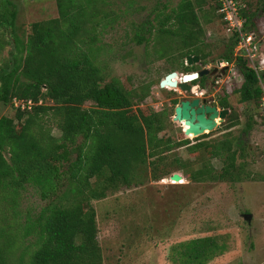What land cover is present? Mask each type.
Masks as SVG:
<instances>
[{"label": "trees", "instance_id": "16d2710c", "mask_svg": "<svg viewBox=\"0 0 264 264\" xmlns=\"http://www.w3.org/2000/svg\"><path fill=\"white\" fill-rule=\"evenodd\" d=\"M213 1L211 13L205 9L206 0H181L166 14L155 8L153 19L135 30L133 40L141 44L168 36V43L172 39L182 46L181 64L188 71H198L185 64V58L199 55L207 59L201 19L208 21L216 14L219 4ZM245 4L241 10L245 27L256 30L258 13H264V0H258L255 12L249 10L248 2ZM57 6L59 16L32 23L26 39L13 31L15 52L0 69V101L4 105L11 102L14 106L15 99L48 98L55 103L26 110L15 107L14 117L0 118V207L4 208L0 213L5 214L7 209L19 213L17 197L28 184L48 199L36 217L28 214L16 231L0 225V264H104L93 200L131 184L149 157L172 148L171 142L166 145L160 137L170 113L165 109L145 114L133 109V97L144 100L150 86L141 92L128 90L117 77L108 80L100 64L98 27L104 20H114L107 2L57 0ZM11 15L9 25L14 30L16 12ZM235 42V37L229 39L220 58L233 59ZM163 49L168 50V45ZM238 67L244 77L238 89L240 100L254 101L261 118L262 90L257 75L240 57ZM88 101L94 105L85 107ZM173 102L179 103L177 99ZM221 103L229 105L226 98ZM45 118L57 122L60 136L46 127ZM254 121V115H250L244 133L251 130ZM237 123L235 118L231 124ZM190 143L186 139L174 144ZM241 143L239 135L190 144V152L205 150L208 155L223 158V166L216 170L205 159L197 169L184 162L181 167L194 180L235 182L242 173L237 163ZM152 164H156L154 160ZM153 175L164 177L155 167ZM29 236L35 237L33 248H22L17 258L21 242ZM190 249L199 252L197 247Z\"/></svg>", "mask_w": 264, "mask_h": 264}, {"label": "rangeland", "instance_id": "374dc122", "mask_svg": "<svg viewBox=\"0 0 264 264\" xmlns=\"http://www.w3.org/2000/svg\"><path fill=\"white\" fill-rule=\"evenodd\" d=\"M105 1L114 12V20H104L103 25L98 27L100 64L104 67L108 80L117 77L128 90L137 89L141 92L150 86L144 100L133 97V109L136 112L142 110L145 114L166 109L170 117L165 129L160 132V137L166 145L171 142L172 148L164 150L158 156L149 157L147 164L138 170L131 184L121 185L105 198L93 200L103 263L264 264V123L259 118L254 101L240 100L238 89L244 78L238 67V58L233 57L230 61L234 65L220 67V62L225 60L220 55L225 52L229 36L224 31L217 12L210 15L212 19L208 21L201 19L205 30L203 48L208 53L207 59L196 55L200 57V61L190 65L197 67L198 71L210 69L207 74L210 77L205 84L203 80L206 76L201 77L203 82L198 77L190 84L197 87L202 83V92L210 89L208 101L220 105L221 109V100L226 98L229 101L226 107L230 109V113L224 120H218L214 130H207L199 136H188L184 130L187 126L173 119L175 107L182 100L192 99L197 95L180 87H161V81L169 73L178 72L175 78L179 80L183 74L196 69L188 71L181 64L182 46L172 39L168 43V36H162L156 42L153 38L150 42L141 44L133 40L135 30L147 20L153 19V9L157 8L166 14L181 0ZM206 1L205 9L211 13L214 1ZM240 2L243 6L248 2L251 12L258 9V0ZM13 12H16L14 30L9 25ZM58 16L57 0H0V69L9 62L12 51L15 52V34L26 39L32 23ZM105 23L108 24L104 25ZM255 29L264 54V13L261 11L258 13ZM167 45L169 49L164 50L163 47ZM187 63L186 57L185 64ZM174 99L179 103L175 104ZM43 104L55 103L43 98ZM93 105V102L88 101L84 106ZM16 112L11 102L4 105L0 101V118L4 115L14 117ZM250 115H254L255 121L251 130L244 133L243 128ZM235 118L238 123L231 124ZM45 120L46 127H51L52 134L60 136L57 122L50 118ZM239 135L242 142L237 157V163L242 169L239 180L199 181L192 179L182 169V162L192 164L197 169L205 159H209L216 170H221L223 158L208 155L205 150L190 152L189 145ZM186 139L191 143L174 144ZM6 155L9 157L8 153ZM153 160L156 164H152ZM154 167L157 173H166L164 177L154 178ZM174 174H181L182 179L173 180ZM17 200V215L12 209H7L5 214L0 213V225H5L12 231L23 226L28 214L36 217L48 201L42 197L40 190L29 184L27 189L21 191ZM0 209H4L3 206ZM34 241V236L25 238L17 250V258L20 257L22 248H33ZM195 247L199 252L190 249ZM199 257L202 258L198 259Z\"/></svg>", "mask_w": 264, "mask_h": 264}, {"label": "built area", "instance_id": "2783aa9c", "mask_svg": "<svg viewBox=\"0 0 264 264\" xmlns=\"http://www.w3.org/2000/svg\"><path fill=\"white\" fill-rule=\"evenodd\" d=\"M219 4L217 13L221 16V23L229 39H236L233 57L247 60L254 69L259 87L262 90V96L259 101V112L264 123V55L261 51V40L255 30L245 27L246 19L242 16V7L240 0H215ZM234 65L229 60L220 62V67L228 68ZM243 77V75H242ZM244 78V77H243ZM43 104V99L27 101L15 99L14 106L22 110L32 109L35 105Z\"/></svg>", "mask_w": 264, "mask_h": 264}, {"label": "water", "instance_id": "95a60500", "mask_svg": "<svg viewBox=\"0 0 264 264\" xmlns=\"http://www.w3.org/2000/svg\"><path fill=\"white\" fill-rule=\"evenodd\" d=\"M187 60V64L192 65L195 62H199L200 57L196 55H188ZM209 72L210 69L205 68L200 71L185 73L182 75V81L179 83L174 80V77L177 76L178 73L172 72L161 81V87L168 85L176 88L180 87L187 92L197 91V87L192 86L190 82L200 76L203 77L209 74ZM229 113V108L219 110L217 106L200 104L199 98L184 99L175 107V115L173 119L183 122L187 126L185 129L186 135L194 134L195 136H199L206 133L207 130H214L218 125V119H221V121L224 120ZM172 179L181 180L182 175L174 174ZM249 219H251V215H249Z\"/></svg>", "mask_w": 264, "mask_h": 264}, {"label": "flooded vegetation", "instance_id": "af4514ba", "mask_svg": "<svg viewBox=\"0 0 264 264\" xmlns=\"http://www.w3.org/2000/svg\"><path fill=\"white\" fill-rule=\"evenodd\" d=\"M178 73V72H177ZM206 76V77H205ZM203 77H205V79L203 80L205 84L206 83V80L208 77H210L209 75H205ZM176 77V76H175ZM201 78V76H200ZM181 81V80H180ZM201 81H202V78H201ZM202 81V82H203ZM208 83V82H207ZM203 90V86H202V83H199L198 86H197V91H191L190 93H193L195 95H197V97H194V98H199L200 99V104H206V105H212V106H217L219 110H221V107L220 105L218 104H215V103H212L211 101H208V98L207 96L210 95V89H207L205 92H202ZM192 98V99H194ZM223 108H227L226 106H222ZM222 108V109H223Z\"/></svg>", "mask_w": 264, "mask_h": 264}, {"label": "bare ground", "instance_id": "6f19581e", "mask_svg": "<svg viewBox=\"0 0 264 264\" xmlns=\"http://www.w3.org/2000/svg\"><path fill=\"white\" fill-rule=\"evenodd\" d=\"M174 80H176L178 83L180 82V80L182 81V79H179V80H178V78H175V77H174ZM167 87L170 88V86H168V85H167ZM171 87H172V86H171ZM218 120H219V119H218ZM181 123H183V122H181ZM186 128H187V127H186ZM193 135H194V134H192V135L190 134L189 136H193ZM194 136H195V135H194Z\"/></svg>", "mask_w": 264, "mask_h": 264}, {"label": "clouds", "instance_id": "9594fccd", "mask_svg": "<svg viewBox=\"0 0 264 264\" xmlns=\"http://www.w3.org/2000/svg\"><path fill=\"white\" fill-rule=\"evenodd\" d=\"M170 74V73H169ZM168 75V74H167Z\"/></svg>", "mask_w": 264, "mask_h": 264}]
</instances>
